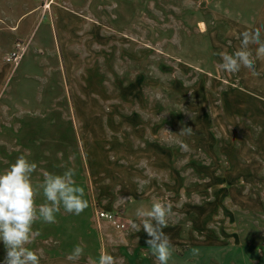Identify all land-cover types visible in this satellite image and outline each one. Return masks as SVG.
I'll use <instances>...</instances> for the list:
<instances>
[{"label":"rangeland","instance_id":"1","mask_svg":"<svg viewBox=\"0 0 264 264\" xmlns=\"http://www.w3.org/2000/svg\"><path fill=\"white\" fill-rule=\"evenodd\" d=\"M49 1L0 0V53L19 40L29 84L33 55L51 69L36 72V87L0 88V173L21 154L37 164L34 183L75 167L89 202L80 215L61 209L57 223L34 224L41 235L29 247L42 251L41 264H72L67 255L81 243L77 264L105 250L116 264H158L146 233L126 232L122 198L133 218L156 201L171 203L169 264H264V61L256 62L259 77L244 68L215 76L220 54L238 50L240 36L227 29L211 38L212 53L199 51L195 0H56L52 10L60 5L81 20L67 30L40 16ZM214 3L226 17L255 23L264 0ZM186 127L191 135L180 134ZM36 202H45L42 193ZM105 209L124 231L93 221ZM4 257L0 243V264Z\"/></svg>","mask_w":264,"mask_h":264},{"label":"clouds","instance_id":"2","mask_svg":"<svg viewBox=\"0 0 264 264\" xmlns=\"http://www.w3.org/2000/svg\"><path fill=\"white\" fill-rule=\"evenodd\" d=\"M262 33L264 25L243 31L239 49L232 54L221 53L222 63L218 67L228 74L238 73L244 68L252 77H259L261 74L256 70V62L264 61ZM191 133V127L180 130L182 135ZM184 147L187 148V145ZM36 169L37 164L21 154L7 171L0 173V243L5 249L3 264H41L42 251L29 247L41 235L39 230H34V224L38 221L54 224L61 209L67 214L80 215L89 206L84 188L75 179V167H68L62 174L45 172L41 183L33 182ZM41 193L45 202L37 204L36 198ZM171 214V203L156 201L150 209L137 210L136 216L141 223L129 220L132 229L137 232L143 229L146 233L145 243L158 264H169L173 257L174 246L170 236L164 232ZM84 250L82 243L77 244L67 255V260L77 264ZM192 254L197 255L198 250L192 249ZM88 264H116V259L105 250L98 260L89 258Z\"/></svg>","mask_w":264,"mask_h":264},{"label":"crops","instance_id":"3","mask_svg":"<svg viewBox=\"0 0 264 264\" xmlns=\"http://www.w3.org/2000/svg\"><path fill=\"white\" fill-rule=\"evenodd\" d=\"M50 1H51V3L49 4ZM50 1L45 3V7L44 8L42 7L43 9L41 7L39 8L41 11L40 16L41 15H43V16L48 15V17H50L52 20H54V18L56 17L58 25H60L63 30H67L71 25H75L76 23H79L81 21V20H78L79 19L77 17L78 15L75 12L71 13V11L65 10V8H62L60 5H58V6L56 5L54 7V9L52 10V6H54V4L56 3V0H50ZM214 1L215 0H195L196 7H195V9H193V11L198 14V18H197L198 20L196 19L197 34L200 36L201 35L204 36V37L201 36L202 47L200 50L198 47V50L203 52V53H206L207 55L212 53V50L209 49L212 45V42L214 41L212 39H214V37H215V39H218L222 35H227L229 33V31L226 32L227 29L232 30V35H236L237 37H239L243 31L250 30V29H253L255 27L264 25V3H262L261 7L257 10V12L255 14V18H256L255 23H252V22L246 23V22H244V20H242V18H240L238 16L229 15V17H226L221 13V11H218V10L216 11ZM149 2H150V0H149ZM37 9H38V7H33L32 10L27 11L23 15L29 13L30 11L36 12ZM46 10H48V12ZM219 10H221V9H219ZM249 14H250V16H248ZM249 14H247V16L244 18L246 21L247 20L251 21V19H252L251 13H249ZM202 15L208 17L206 22L199 19ZM198 27H199V29H198ZM13 28L14 27H11V29H13ZM262 36H264V33H262ZM29 40H30V37L25 39L26 42H28ZM221 41H223V40H220V39L218 40L219 44L222 43ZM13 44L15 45V47H11L8 51H6V52L4 51L3 53H0V88H29V86L36 87L35 82H36V78L38 77L36 72L43 73L44 67H45V72L49 73V72H51V69H49L47 67L46 63H43V62L42 63L38 62V64H35V63H37L38 57L36 55H33L34 64L32 65V68H33V66L38 65V70L36 72H34L32 69L31 74H34L33 79H35V81L29 84L28 79H26L28 73L30 72V70H29V63L30 62L27 61V58L29 55H27L26 60L24 62H22L23 58L28 53L27 51H26L27 53L25 52L26 54L23 55L22 60H20V62H18V64L16 66L11 65V64L5 62V60H4V57L7 54L16 50V44H20V42H19V40H16L13 43V39H11L9 46H11V45L13 46ZM13 48H15V49H13ZM73 54H75V53L68 52L67 55H68L70 60H71V56L72 57L74 56ZM55 55H56V63L59 66L58 71H57L58 76H59V78H61L62 74L63 75L65 74V69L61 67L57 53ZM215 59L216 58H214L213 56H210L208 59H206V57L203 56L202 61H209V60L215 61ZM219 60H222V59L220 58ZM202 67H203V65H202ZM219 70H220L219 72L217 71L214 73L215 76H221L224 73V72H222L221 69H219ZM91 75H92V73H91ZM9 78H10V80L8 81ZM21 78L23 80H21ZM59 81H60V79H59ZM25 83H26V85H23ZM144 195L145 194H141V197ZM131 206H132V204L129 205V202L126 198H122L118 202V207H121L122 210L125 209L124 210V217L126 218V221H125L126 223H128L129 220L140 223V221L136 220V219L140 220L136 215L134 218L132 216H130V215H132V214H129V212H132ZM105 211H107V210L105 209ZM94 218L95 217H93V221H94ZM93 221H91V223ZM130 227L131 226L128 223L126 232L130 233V230H132V228H130ZM142 230L143 229H141V231ZM86 260H88V259H86ZM127 261L129 263H135L137 261V259H135V258L130 259V260L128 259ZM85 263H88V262H85Z\"/></svg>","mask_w":264,"mask_h":264},{"label":"built area","instance_id":"4","mask_svg":"<svg viewBox=\"0 0 264 264\" xmlns=\"http://www.w3.org/2000/svg\"><path fill=\"white\" fill-rule=\"evenodd\" d=\"M24 48L21 44H16V50L7 54L4 57L5 62L16 66L22 57L24 53ZM95 220L97 222L99 221H105L107 222L113 229L116 231H123L126 228V224L123 222V220L115 213L104 211V210H96L95 211Z\"/></svg>","mask_w":264,"mask_h":264},{"label":"bare ground","instance_id":"5","mask_svg":"<svg viewBox=\"0 0 264 264\" xmlns=\"http://www.w3.org/2000/svg\"><path fill=\"white\" fill-rule=\"evenodd\" d=\"M49 6V5H48Z\"/></svg>","mask_w":264,"mask_h":264}]
</instances>
